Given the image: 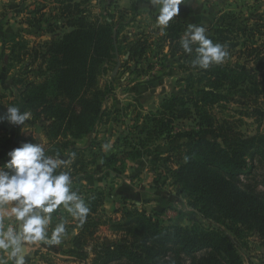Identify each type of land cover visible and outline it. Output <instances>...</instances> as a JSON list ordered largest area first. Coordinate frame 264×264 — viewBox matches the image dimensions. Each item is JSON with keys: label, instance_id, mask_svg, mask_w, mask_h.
<instances>
[{"label": "trees", "instance_id": "16d2710c", "mask_svg": "<svg viewBox=\"0 0 264 264\" xmlns=\"http://www.w3.org/2000/svg\"><path fill=\"white\" fill-rule=\"evenodd\" d=\"M50 1L61 6L63 21L49 24L41 15L24 25L40 26L41 36L70 31L39 46L20 33L2 40L10 65L27 63V73L32 74L31 67L42 59L34 78L23 73L15 82L20 86L21 110L31 111L33 122L46 124V152L59 153L68 161L79 151L73 141L91 137L109 121L104 104L113 95V86L102 90L100 79L107 64H119L125 48L119 44L123 27L108 13L102 20H91L82 8L83 0ZM234 9L221 12L216 25L207 28L214 42L224 44L229 53L224 63L207 70L193 68L195 54L180 48L186 24L176 18L170 22L163 41L172 53V64L189 75L178 81L186 85L183 93L164 98L157 111L139 117L134 132L122 138V149L111 159L99 155L106 167L122 171L129 161L152 155L172 165V186L212 227L168 226L145 210L127 206L102 221L104 193L88 187L91 212L67 253L86 262L92 247V264H246L234 238L241 241L255 235L264 242V190L253 178L257 164L264 167V133L250 136L242 131L246 118L260 122L255 107L264 99V70L250 65L264 62V14L245 17L244 11H252L248 5ZM148 48L147 40L131 44L129 60L143 59ZM232 56L236 60L229 62ZM233 102L238 104L231 109L236 115L227 112ZM178 121H189L191 126L176 131ZM160 140L167 143L168 151H151ZM103 226L120 238L103 242L97 236Z\"/></svg>", "mask_w": 264, "mask_h": 264}, {"label": "rangeland", "instance_id": "374dc122", "mask_svg": "<svg viewBox=\"0 0 264 264\" xmlns=\"http://www.w3.org/2000/svg\"><path fill=\"white\" fill-rule=\"evenodd\" d=\"M3 1L6 5L18 4L17 10L13 13L11 12V18L16 19L18 18L16 16H20L18 19L23 23H26V20L34 21L36 17L41 15L45 16L49 24L63 21L60 18L61 6L50 0ZM85 1H82V8L87 11L91 20H102L108 14L115 17L119 27H123L119 44L125 46V48L119 58L117 73L115 74V69L118 65L107 64L100 79V88L102 90H106L110 85L113 86V95L109 96L104 104V109L109 114V117H107L109 121L98 126L91 137L82 141H73L72 146L79 149L77 155L72 156L68 160L69 163L67 165L74 178L73 188L78 190L85 200L91 195L89 193L91 189L88 187L94 189L96 194L104 193L103 205L100 210L102 221L114 216L115 210L127 206L145 210L164 225L192 227L198 224L210 229L212 224L203 220L199 213L191 208L176 188L172 186L169 172L172 165H164L162 161L156 159L155 155H152L137 161H129L125 170L122 171L106 167L105 161L99 157L101 155L111 159L113 155L118 153L122 149L119 148L122 138L134 132L139 117H144L149 112L157 111L164 98L173 94H182L186 85L178 83V81L182 78H188L189 75L178 64H172V53L164 54L163 49L166 45L163 41V35L165 30L162 32V28L156 24V9L153 8L148 12V8L143 6L142 2L148 0H87L84 4ZM202 2L204 9H206L203 13L207 14L208 11L211 16H214L210 24L203 25L209 28L216 25L215 23L219 19L220 13L224 12L225 8L228 6L236 7L242 3V0H235V6L228 4V1L224 2V0H203ZM251 10L244 11L243 15L250 17L255 12L262 13L254 10L252 6ZM148 14L150 17L146 16ZM176 19L179 18L176 17ZM46 26V24L42 25L43 28ZM187 26L186 24L184 32ZM39 27L37 25L34 28H29L23 25L20 34L31 41L33 45L39 46L45 40L61 37L64 33L70 31L69 28L61 29L53 35L48 34L42 38L39 33ZM138 40L148 41V51L143 59L138 58L130 61L127 51L129 46ZM235 60V56H232L229 62ZM168 61L171 62V66L165 65ZM26 65L27 63L22 64L18 77L29 71ZM8 66L12 67L14 64L11 63L10 65L8 63ZM38 66L37 63L31 67L32 69L30 70H33L34 73H27L28 78H34L37 74ZM250 67L264 70V62L261 65H250ZM7 91L10 93L7 96L0 93L2 95L0 98V115L4 114L3 111H5L7 103L11 102L10 99L13 96L11 90ZM6 98L9 99L6 100ZM237 99L236 97L235 102ZM237 106L238 104L233 102L230 110L227 111L228 114L236 115L232 110H235ZM255 108L260 122H257L256 119L246 118L244 120L245 126L242 128V131L250 136L259 132L264 133V99L261 100L259 107ZM239 117L240 115H237V118ZM29 122L36 123L32 120ZM190 126L191 123L189 121H178L175 124L176 131L186 130ZM105 143L111 144L108 150L102 148ZM168 149L169 147L164 140L154 143L151 147V151L159 153H165ZM96 156L99 157L98 161L96 164H92L91 162ZM80 178L84 180L78 182ZM253 178L259 183V189L264 190V167L262 165L257 164ZM54 216L57 218L64 216L68 219L67 237L60 245H47L40 242L32 247L28 257V264H92V247L88 249L90 257L86 262H82L72 256V254L67 253L68 250L73 248V239L76 236L72 235L73 228L71 226H75L77 222L68 216L66 212H57L54 213ZM97 236L107 243L120 238L119 235L109 230L108 226L100 227ZM234 241L238 244L246 264H264V242L258 236L248 235L244 240L239 241L234 238Z\"/></svg>", "mask_w": 264, "mask_h": 264}, {"label": "clouds", "instance_id": "9594fccd", "mask_svg": "<svg viewBox=\"0 0 264 264\" xmlns=\"http://www.w3.org/2000/svg\"><path fill=\"white\" fill-rule=\"evenodd\" d=\"M184 0H151L156 9V24L166 29L180 12ZM185 54H195L193 68L207 70L225 62L229 53L224 44L214 42L203 25L189 24L179 39ZM169 47L165 46L164 54ZM31 111L8 106L0 115V123L26 126ZM111 144L102 145L108 150ZM8 159L0 164V264H28L30 250L43 242L60 245L68 235L66 212L78 223L72 229L77 235L91 209L84 196L73 188L74 178L67 168L69 161L59 153L50 155L42 143L21 142L6 153Z\"/></svg>", "mask_w": 264, "mask_h": 264}, {"label": "crops", "instance_id": "0c3cea01", "mask_svg": "<svg viewBox=\"0 0 264 264\" xmlns=\"http://www.w3.org/2000/svg\"><path fill=\"white\" fill-rule=\"evenodd\" d=\"M202 1L203 0L184 1V3L180 6V12L177 17L187 25L210 24L213 21L214 16H211V13L208 11L207 14L203 13L204 11H206V9H204L205 7ZM225 1H228V4L235 6V0H224V2ZM142 4L143 6L148 8V12L153 9V7L151 6V0L142 2ZM218 5H220V3H218ZM242 5L252 6L254 7V10L264 13V0H242V3L238 4V6ZM17 7L18 4L6 5L3 0H0V93H3V95L7 96L10 94L7 90H11L13 92L12 99H10L11 102L7 103L6 109H4L5 111H3L4 113H6L7 106L15 105L20 108L22 106L19 97L20 86L16 85L15 83L18 78L19 69L22 65H14L12 67L8 66L9 62L7 61V55L9 53L8 51H5L6 46H3L4 42L2 40V38L5 40H9L13 35L18 34L22 31L21 28L23 27L24 23L20 19H18L20 16H16L18 17L16 19L11 18V12H15L17 10ZM233 8L235 7L228 6L224 9V12ZM146 16L150 17L149 14ZM164 30L165 29H162L161 31L163 32ZM44 37L42 36V38ZM46 41L47 40H45L44 42ZM44 42H42L41 45H43ZM43 50V48L40 49V52L42 53ZM41 60V58L38 60L39 66L42 64ZM1 96L2 95L0 94V98ZM8 99L9 98H6V100ZM44 125L46 124L43 121H39L36 123L28 121L26 123V126L23 127L10 125L7 121L0 123V164H3L7 161L8 157L6 153L8 151L12 150L15 147H18L21 142H27L30 138L35 140V142L37 143H42L45 147L48 143V140L44 136Z\"/></svg>", "mask_w": 264, "mask_h": 264}, {"label": "water", "instance_id": "95a60500", "mask_svg": "<svg viewBox=\"0 0 264 264\" xmlns=\"http://www.w3.org/2000/svg\"><path fill=\"white\" fill-rule=\"evenodd\" d=\"M118 67H119V64H118L117 68L115 69V74L117 73V69H118Z\"/></svg>", "mask_w": 264, "mask_h": 264}]
</instances>
